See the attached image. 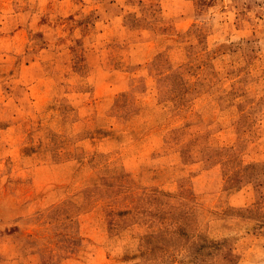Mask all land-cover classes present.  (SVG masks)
Returning a JSON list of instances; mask_svg holds the SVG:
<instances>
[{"label": "rangeland", "instance_id": "rangeland-1", "mask_svg": "<svg viewBox=\"0 0 264 264\" xmlns=\"http://www.w3.org/2000/svg\"><path fill=\"white\" fill-rule=\"evenodd\" d=\"M0 264H264V0H0Z\"/></svg>", "mask_w": 264, "mask_h": 264}]
</instances>
